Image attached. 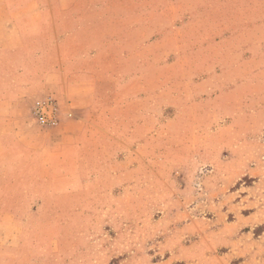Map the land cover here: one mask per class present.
Returning <instances> with one entry per match:
<instances>
[{"label":"rangeland","instance_id":"1","mask_svg":"<svg viewBox=\"0 0 264 264\" xmlns=\"http://www.w3.org/2000/svg\"><path fill=\"white\" fill-rule=\"evenodd\" d=\"M0 6L31 35L57 21L74 57L96 55L89 115L105 139L62 173L78 187L32 166L0 199V264H264V0ZM10 69L35 135L52 129L32 115L45 97L73 117L44 75Z\"/></svg>","mask_w":264,"mask_h":264},{"label":"crops","instance_id":"2","mask_svg":"<svg viewBox=\"0 0 264 264\" xmlns=\"http://www.w3.org/2000/svg\"><path fill=\"white\" fill-rule=\"evenodd\" d=\"M8 18L9 11L0 6V199L8 198V190L16 186L26 172L34 170L32 166L45 169L47 164L50 172L58 173V188L78 187L73 176L62 173L80 167L81 157H94L93 149L97 148H93V143H105L104 136L98 137L92 132L98 117L92 120L89 115L99 97L96 82L87 78L97 75L92 65L96 55L74 57L73 48H68L65 39L58 37L57 21L52 27L42 25L46 31L31 35L26 32L24 23L15 24ZM49 28H53V35L48 32ZM120 44L113 47V55H125ZM9 60H16L14 66ZM12 67H20L27 81L29 75H44L73 117L62 116L59 126L35 135L28 128L27 119L15 117L14 109L22 105L17 91L23 93L24 89L12 85L9 75ZM101 147L98 152L105 150ZM89 162H82L81 167H88ZM58 195L73 197V192L67 189L58 191Z\"/></svg>","mask_w":264,"mask_h":264},{"label":"built area","instance_id":"3","mask_svg":"<svg viewBox=\"0 0 264 264\" xmlns=\"http://www.w3.org/2000/svg\"><path fill=\"white\" fill-rule=\"evenodd\" d=\"M61 108L59 103L51 96L35 103L32 115L33 119L42 127L55 128L61 122Z\"/></svg>","mask_w":264,"mask_h":264}]
</instances>
